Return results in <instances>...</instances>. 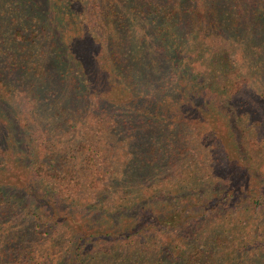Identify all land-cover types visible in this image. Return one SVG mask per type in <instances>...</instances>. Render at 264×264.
Here are the masks:
<instances>
[{"label":"trees","instance_id":"obj_1","mask_svg":"<svg viewBox=\"0 0 264 264\" xmlns=\"http://www.w3.org/2000/svg\"><path fill=\"white\" fill-rule=\"evenodd\" d=\"M261 175L264 0H0V264H264Z\"/></svg>","mask_w":264,"mask_h":264},{"label":"rangeland","instance_id":"obj_2","mask_svg":"<svg viewBox=\"0 0 264 264\" xmlns=\"http://www.w3.org/2000/svg\"><path fill=\"white\" fill-rule=\"evenodd\" d=\"M195 47H198V40L194 43L193 48H195ZM202 87H198V91H201V94L204 96V100L206 102L210 103V105L213 106L214 108L220 110L218 113L221 116H217V115L216 116L219 117V118H221V119H225V120H228L229 121L230 126H231V129L233 131V134H234V136H236L237 140H239L240 138H242L243 135L241 134L240 124L237 121V117H236V114L234 112L235 111L234 110V107L232 105H229V104L227 105V104H225L223 102H220L218 100V98H217L216 95H209V94H207L206 93V90L202 89ZM6 116H7V118H9L11 120L12 119V116H14V114L11 111H9V112L6 113ZM16 123L18 124L17 120H16ZM65 129H66V127H64V130ZM75 132H76L75 129H70L69 132H68V135H70V134H76L77 135V132L76 133ZM194 133H195V131H193V130H187L186 133L183 135V137H187L188 138L190 135H192ZM98 136L101 138V135L100 134ZM137 139H139V138L137 137ZM61 143L56 148V151H60L63 148L68 149V148H70V146L72 147L73 144H74V142H71V140H70V143H69V145L67 147L62 146ZM241 143H243V141ZM98 144L101 145V143H98ZM100 147L101 146H99L98 149L99 150H102V148H100ZM204 149H208V150H204ZM200 151L204 154V157H203V161L202 162L199 161V152ZM216 154H217L216 153V147H214L213 145L212 146L209 145L207 147H203L202 150L198 149V163H202L201 164V167L203 168L202 169V173L205 172L206 170H209L210 172H213L214 171V168L216 166L213 165L212 163H213V159H214L213 156H215ZM192 166H193V164L190 165V163L188 164V162H185L184 164H181V166L179 168H180V171H181L182 175L190 174V168ZM206 166H208V167H206ZM209 167H212V168H209ZM198 173H201L199 165H198ZM214 173L216 174L217 172L215 171ZM219 173L220 172L218 170V175H219ZM258 175H260L259 172H257L256 174H254V176H258ZM220 177H222V176H220ZM261 178H262L261 180L264 181V175H261ZM218 183H220V184L218 186H215L217 189L224 188V187H226L228 185V183L225 184V181L221 183V180ZM235 200H233V201L235 202ZM239 201H240V199H238L236 201L235 205L234 204L228 205V206L223 207L222 209H220V211L222 213H225V212H228V211H232V212L236 211L237 213H241V215H242V214L245 213L244 210L247 209L248 212L245 213L244 216L250 214L251 207L248 204H247V206H242V204L238 205L239 203H237V202H239ZM202 228L199 227V230H201ZM196 230H198V228ZM199 232L200 231H198V233ZM195 236H196V234H195Z\"/></svg>","mask_w":264,"mask_h":264}]
</instances>
